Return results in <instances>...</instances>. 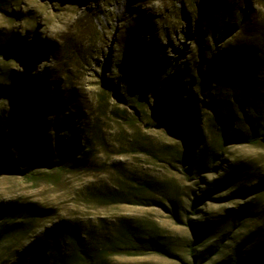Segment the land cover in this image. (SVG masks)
I'll use <instances>...</instances> for the list:
<instances>
[{"label":"rangeland","instance_id":"374dc122","mask_svg":"<svg viewBox=\"0 0 264 264\" xmlns=\"http://www.w3.org/2000/svg\"><path fill=\"white\" fill-rule=\"evenodd\" d=\"M178 97L195 145L166 116L189 118ZM218 112L233 114L228 136L261 134L219 142ZM32 141L49 164L26 162ZM201 146L218 154L208 168ZM235 164L249 172L240 192L214 188ZM262 183L264 0H0V264H53L65 230L100 243L138 224L167 250L105 264H264ZM126 190L133 203L103 196ZM241 208L254 214L233 220Z\"/></svg>","mask_w":264,"mask_h":264},{"label":"trees","instance_id":"16d2710c","mask_svg":"<svg viewBox=\"0 0 264 264\" xmlns=\"http://www.w3.org/2000/svg\"><path fill=\"white\" fill-rule=\"evenodd\" d=\"M230 68V67H229ZM246 70V69H243ZM228 76H231V72L228 73ZM231 79V78H230ZM178 103L182 106L186 107V111L189 114V118L187 119L184 115H182L181 121L176 119V115L178 111H176V105L173 106V113L170 109L165 108L166 116L173 119V125L175 128L181 130L185 137L191 142V144H197V140H199L197 134V124L194 121V113L191 105L187 103H183L182 100L178 97ZM252 109L254 108L251 105ZM222 111H231L228 107H221ZM217 119L219 122L218 130L215 132V136L218 141L221 143L224 142H254L257 140L260 132V127L258 123L253 125L251 123L250 132L247 134H243L240 131H236L231 135H227L224 131L232 124L233 114L225 113L224 115L218 112ZM27 130H30V125H26ZM29 142V141H28ZM33 142V141H32ZM48 148L45 146L39 147V143L34 141L32 144L27 145V143L23 144V157L27 161L34 162L35 164H49L48 163ZM71 154V152L69 153ZM218 154L209 150L203 146L199 148V151L196 155L195 166L196 168H208L210 165H213L218 160ZM61 162H58L60 164ZM61 165V164H60ZM248 169L239 164H235L231 167H228L225 170V173L222 176V179L215 180L211 182V185L214 188L227 187L230 185H238L236 189L237 192H240L241 184L244 179H246V175L248 174ZM145 188H155L153 183L144 182L141 184ZM156 185V184H155ZM158 190H160L158 188ZM207 190L211 191V188ZM259 190L264 191V183L259 186ZM111 198H115L117 196H125L126 199L122 202L133 203L132 199L129 197L135 196L131 191H112L106 192L105 195ZM175 214V213H174ZM252 211L250 209L244 210L241 208L237 212L233 214V220L241 221L242 218L247 215L252 216ZM198 224L189 223V228L192 233L196 234V228ZM214 230V229H212ZM207 233L211 232L210 230H206ZM65 242L58 246L54 247V262L53 264H105L103 260L104 253H125L130 252L131 250H143V251H160L165 252L167 250V244L163 239L162 235L158 234L153 227H148L146 225H133L121 227L116 231L115 235L112 237H103L100 243L96 241L93 242L86 235H82L79 231L75 229L65 230L63 233ZM263 233L258 229L254 232L249 233L248 239L250 243L253 245L251 252L249 255L257 254L261 250V236ZM194 260H196V254L193 252L190 253ZM222 264V263H218Z\"/></svg>","mask_w":264,"mask_h":264}]
</instances>
